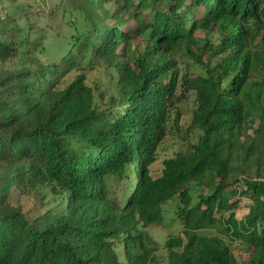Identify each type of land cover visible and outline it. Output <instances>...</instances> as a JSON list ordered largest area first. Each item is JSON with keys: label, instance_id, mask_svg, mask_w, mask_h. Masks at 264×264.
I'll list each match as a JSON object with an SVG mask.
<instances>
[{"label": "trees", "instance_id": "trees-1", "mask_svg": "<svg viewBox=\"0 0 264 264\" xmlns=\"http://www.w3.org/2000/svg\"><path fill=\"white\" fill-rule=\"evenodd\" d=\"M8 1L0 264H264V0H79L86 28L50 63L39 30L4 12ZM180 53L201 72H184ZM101 65L116 89L105 108L85 74ZM190 92L197 140L152 174ZM49 191L56 207L43 202ZM170 200L182 231L160 244L148 227Z\"/></svg>", "mask_w": 264, "mask_h": 264}, {"label": "rangeland", "instance_id": "rangeland-1", "mask_svg": "<svg viewBox=\"0 0 264 264\" xmlns=\"http://www.w3.org/2000/svg\"><path fill=\"white\" fill-rule=\"evenodd\" d=\"M78 1L9 0L5 4L4 12L10 14L12 17H16L18 24L22 27L28 28L31 25L32 28L39 30V35H37L38 41H40L39 48L42 46L45 47V51L39 54V56L44 62L50 63L56 61L60 55L65 53L68 48L67 38L74 33V28H86L84 23L81 22V12L75 9ZM105 7L112 11L114 9V3L109 2ZM197 34L204 37L205 33L198 31ZM134 43L138 46L137 40ZM177 58L185 70L184 72H188L191 75L201 72L202 69L194 63L188 54L180 53L177 55ZM79 73V70L72 71L64 80L69 82ZM85 74L86 83L94 89L97 103L105 108L109 97L116 94L113 82L115 79H112V74L104 65L92 70H86ZM194 107L195 97L190 92L188 98L180 106V115L177 119H175L174 115L169 122L170 127L168 126V133L160 143L156 160L151 165L152 174L160 173L163 168L164 159L174 156L178 150L186 148V146L197 140L198 130L191 126ZM198 193L197 189L193 191L194 200L197 199ZM43 202L48 203L51 207H56L59 204V198L49 191L43 197ZM247 203L248 201L245 199L242 201L240 210L238 211L239 217L245 214V205ZM163 217L162 222L148 227L151 236L160 244H163L171 236L179 235L182 231V224L176 215V203L173 200H170L168 204L163 206ZM203 233L210 234L212 232L205 231ZM232 248L239 261L248 259L249 252L242 244H232ZM167 253L168 251L162 247L157 252V256L164 261Z\"/></svg>", "mask_w": 264, "mask_h": 264}]
</instances>
